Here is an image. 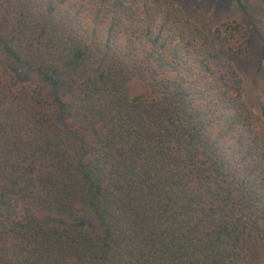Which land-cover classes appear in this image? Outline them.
<instances>
[{
	"label": "trees",
	"instance_id": "obj_1",
	"mask_svg": "<svg viewBox=\"0 0 264 264\" xmlns=\"http://www.w3.org/2000/svg\"><path fill=\"white\" fill-rule=\"evenodd\" d=\"M254 34L175 0H0V264H253L264 107L222 50Z\"/></svg>",
	"mask_w": 264,
	"mask_h": 264
},
{
	"label": "rangeland",
	"instance_id": "obj_2",
	"mask_svg": "<svg viewBox=\"0 0 264 264\" xmlns=\"http://www.w3.org/2000/svg\"><path fill=\"white\" fill-rule=\"evenodd\" d=\"M248 12L241 11L233 0H175L187 16L207 31L213 32L219 25L235 20L252 29L257 26L260 34H254L249 52L238 56L222 50L224 58L231 62L244 79L245 98L258 111L264 107V0H243ZM9 70L16 77L17 85L34 80V75L19 64L8 60ZM135 89V88H134ZM135 92H141L136 87ZM253 264H264V254H255Z\"/></svg>",
	"mask_w": 264,
	"mask_h": 264
}]
</instances>
